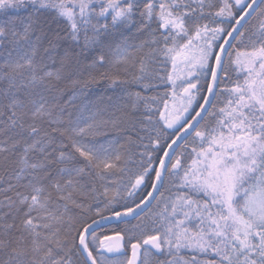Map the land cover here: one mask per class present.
Returning <instances> with one entry per match:
<instances>
[{
  "label": "snow or ice",
  "instance_id": "snow-or-ice-1",
  "mask_svg": "<svg viewBox=\"0 0 264 264\" xmlns=\"http://www.w3.org/2000/svg\"><path fill=\"white\" fill-rule=\"evenodd\" d=\"M0 264H264V0H0Z\"/></svg>",
  "mask_w": 264,
  "mask_h": 264
},
{
  "label": "trees",
  "instance_id": "trees-1",
  "mask_svg": "<svg viewBox=\"0 0 264 264\" xmlns=\"http://www.w3.org/2000/svg\"><path fill=\"white\" fill-rule=\"evenodd\" d=\"M102 92H103V88H102V87H100V88H98V89L96 90V94H97V95L101 94Z\"/></svg>",
  "mask_w": 264,
  "mask_h": 264
}]
</instances>
